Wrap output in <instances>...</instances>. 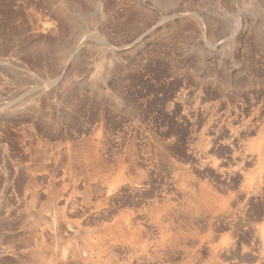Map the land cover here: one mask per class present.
<instances>
[{
	"label": "rangeland",
	"instance_id": "1",
	"mask_svg": "<svg viewBox=\"0 0 264 264\" xmlns=\"http://www.w3.org/2000/svg\"><path fill=\"white\" fill-rule=\"evenodd\" d=\"M263 155L264 0H0V264H11L9 226L37 192L45 210L72 202L70 225L85 227L54 245L44 235L43 264L77 246L86 264H141L143 243L160 236L155 206L193 234L192 264H235L227 248L210 259L201 241L212 218L216 234L250 243ZM96 235L104 245L90 253Z\"/></svg>",
	"mask_w": 264,
	"mask_h": 264
},
{
	"label": "bare ground",
	"instance_id": "2",
	"mask_svg": "<svg viewBox=\"0 0 264 264\" xmlns=\"http://www.w3.org/2000/svg\"><path fill=\"white\" fill-rule=\"evenodd\" d=\"M249 125V124H248ZM252 126V125H251ZM264 156V155H263ZM263 159H264V157H263ZM90 162V161H89ZM263 163V162H262ZM134 169V168H133ZM243 169V168H242ZM76 170H78V169H76ZM82 170V169H81ZM129 170V169H128ZM127 170V171H128ZM34 171V170H33ZM97 171V170H96ZM99 171V170H98ZM106 171V170H105ZM111 171V170H110ZM86 172V171H85ZM88 172V171H87ZM113 172V171H112ZM125 172V171H124ZM32 173V172H31ZM76 173V172H75ZM80 173V172H79ZM84 173V172H83ZM92 173V172H91ZM99 173H100V171H99ZM114 173V172H113ZM136 173V172H135ZM33 174H34V172H33ZM81 174H82V172H81ZM86 174H88V173H86ZM124 174H126V176H127V173L125 172ZM130 174H132V173H130ZM204 174H206V173H204ZM32 175V174H31ZM73 175V174H72ZM83 175V174H82ZM92 175V174H91ZM107 175V174H106ZM108 175H109V173H108ZM111 175V174H110ZM114 175V174H113ZM242 175V174H241ZM33 176V175H32ZM74 176V175H73ZM65 177V176H64ZM131 177V176H130ZM33 178V177H32ZM35 178V177H34ZM33 178V179H34ZM68 178V177H67ZM88 178V177H87ZM102 178V177H101ZM128 178H129V174H128ZM131 178H134L133 176L131 177ZM135 178H137V177H135ZM210 178V177H209ZM81 179V178H80ZM79 179V180H80ZM99 179V178H98ZM103 179H105V177L103 178ZM130 179V178H129ZM128 179V180H129ZM67 180V179H66ZM77 180H78V176H77ZM76 180V181H77ZM92 180H94V178L92 179ZM91 180V181H92ZM100 180V179H99ZM107 180V179H106ZM127 179L125 178V181H126ZM127 180V181H128ZM136 180V179H135ZM216 180V179H215ZM86 181V180H85ZM101 181V180H100ZM110 181V180H109ZM121 182H122V180H120ZM134 180L133 179H131V182L130 181H128V182H130L131 184H132V182H133ZM31 182V181H30ZM29 182V183H30ZM37 182V181H36ZM88 182V181H87ZM102 182V181H101ZM100 182V183H101ZM104 182V181H103ZM102 182V183H103ZM135 182V181H134ZM134 182H133V186H137V185H134ZM34 183V182H33ZM41 183V182H40ZM105 183V182H104ZM117 183H118V181H117ZM136 183V182H135ZM137 183H139V182H137ZM30 184H32V182L30 183ZM86 184V183H85ZM107 184H109V183H107ZM142 184V183H141ZM209 184V183H208ZM248 184H250V183H248ZM33 185V184H32ZM42 185V184H41ZM41 185H39V186H41ZM83 185V184H82ZM97 185V184H96ZM105 185V184H104ZM104 185H102V186H104ZM110 185L111 186H113V183L111 184V182H110ZM251 185H252V192H254V194L255 195H257V196H259V197H261V196H263L264 195V168H258V171L256 172V175L254 176V178H253V180L251 181ZM30 186V185H29ZM65 186H66V184H65ZM68 186V185H67ZM98 186V185H97ZM105 186H107V185H105ZM140 186V185H139ZM74 187H75V185H74ZM84 187H86V185L84 186ZM107 187H109V186H107ZM113 187H115V185L113 186ZM113 187H110V188H113ZM141 187V186H140ZM214 187V186H213ZM230 187V186H229ZM233 187V186H232ZM251 187V186H250ZM34 188V187H33ZM37 189L39 188V187H36ZM101 188V187H100ZM105 188V187H104ZM103 187H102V189H104ZM109 188V189H110ZM244 188H246L245 186H244ZM28 189H29V187H28ZM102 189H99V192H100V190H102ZM114 189L115 188H113V191H114ZM135 189V188H134ZM134 189H133V192H134ZM41 190V189H40ZM42 190H43V188H42ZM112 190V189H111ZM111 190H110V192H111ZM138 190V189H137ZM249 190V189H248ZM251 190V189H250ZM31 191V190H30ZM29 191V192H30ZM33 191V190H32ZM35 191L37 192L38 190H36L35 189ZM71 191V190H70ZM103 191V190H102ZM108 191V190H107ZM106 191V192H107ZM112 191V192H113ZM116 191V190H115ZM114 191V192H115ZM122 191V190H121ZM84 192V191H83ZM109 192V193H110ZM113 192V193H114ZM38 193V192H37ZM37 193H32L33 195H32V197H31V199L29 200V201H25L24 202V204L23 203H21V205L23 204V206H24V209H25V211H26V214H22V216H16V217H14L13 218V223H12V225L14 226V228H13V226L11 227V226H9L10 228H12V230H15L16 231V233H15V231L13 232V234H12V236H11V243H12V245L11 246H9V242H10V240H9V242L7 241V243H8V245L7 246H9L10 248H11V255H12V261H11V264H43V236L45 235H49V236H53V245H54V243L57 241L58 243H60V241H58V240H56L57 239V236H59V235H62V234H68V233H70V235H71V233H79L80 232V230L82 231L83 230V228H85V227H81V225L79 226L78 224V226L79 227H81L82 229H79V232L78 231H76L75 232V227L74 226H76V225H74V226H72V224L70 225V221H69V219H68V217H70V216H68V215H71V214H66V210H68L71 206H72V211H76L75 210V206L73 207V205L74 204H72V202H69V200H60L61 202L60 203H52V204H49L48 206L46 205L45 207H46V210H45V208H44V205H43V200H41V199H39L40 198V196L38 197V194L39 193H41V192H39L38 194ZM74 193V192H73ZM78 194H79V191L77 192ZM81 193H82V191H81ZM104 193V192H103ZM102 193V194H103ZM113 193H111V194H113ZM129 193V192H128ZM127 193V194H128ZM135 193V192H134ZM133 193V194H134ZM194 193V192H193ZM208 193V192H207ZM70 194V193H69ZM78 194H76V195H78ZM87 194V193H86ZM248 194H250L249 192H248ZM247 194V195H248ZM26 195H28V194H26ZM31 195V194H30ZM40 195V194H39ZM67 195V194H66ZM110 195V194H109ZM113 195H115V194H113ZM119 195V194H118ZM21 196V195H20ZM42 196H43V194H42ZM51 196V195H50ZM69 196V195H68ZM84 196V195H83ZM83 196H81V197H83ZM101 196H103V195H101ZM196 196H198V195H196ZM240 196V195H239ZM244 196V195H243ZM30 197V196H29ZM90 197V196H89ZM110 197V196H109ZM108 197V198H109ZM121 197V196H120ZM211 197H213V196H211L210 195V197H207L206 195H205V198H203V193H202V200H203V204H206V205H211V206H213L214 204H215V202H214V200H212V198ZM47 198H48V195H47ZM50 198V197H49ZM53 198V197H52ZM55 198V197H54ZM68 198V197H67ZM79 198V197H78ZM84 198V197H83ZM82 198V199H83ZM87 198V197H86ZM91 198V197H90ZM90 198H88V200H90ZM134 198V197H133ZM165 198V197H164ZM201 198V197H200ZM240 198V197H239ZM21 199V198H20ZM51 199V198H50ZM60 199V198H59ZM75 199V198H74ZM103 199V198H102ZM110 199V198H109ZM24 200V199H23ZM22 200V201H23ZM54 200V199H53ZM73 199L71 198V201H72ZM76 200V199H75ZM77 200H79L80 201V199H77ZM86 200V199H85ZM87 200V201H88ZM112 200V199H111ZM118 200V199H117ZM241 200V199H240ZM20 201V200H19ZM137 200H135V202H136ZM188 201V200H187ZM242 201H243V199H242ZM52 202V201H51ZM50 202V203H51ZM91 203H93L92 201H90ZM89 202V203H90ZM96 202V201H95ZM117 202V201H116ZM134 202V201H133ZM134 202V203H135ZM138 202V201H137ZM168 202V201H167ZM15 203V202H14ZM47 203H48V201H47ZM75 203V202H74ZM78 203H80V202H78ZM88 203V202H87ZM140 203V202H139ZM154 203V202H153ZM72 204V205H71ZM100 204V203H99ZM112 204H115V203H112ZM117 204V203H116ZM122 204V203H121ZM120 204V205H121ZM129 204V203H128ZM149 204V203H148ZM155 204H156V202H155ZM154 204V205H155ZM11 205V204H10ZM16 205V204H15ZM76 205H77V202H76ZM119 205V206H120ZM124 205V204H123ZM125 205H127V204H125ZM140 205H141V203H140ZM150 206H151V204H149ZM79 206V205H78ZM110 206H111V203H110ZM113 206V205H112ZM129 206H131V208H132V205L131 204H129ZM136 206V209L138 208V206H139V204H138V206H137V204L135 205ZM147 206V205H146ZM146 206H144V212H145V210H146ZM203 206V205H202ZM205 206V205H204ZM13 207H14V205H13ZM114 207V206H113ZM123 207V206H122ZM127 207V206H126ZM152 207V206H151ZM156 207V206H155ZM154 207V208H155ZM10 208V207H9ZM43 208H44V210H43ZM74 208V209H73ZM78 208V207H77ZM80 208V207H79ZM121 208V207H120ZM128 208H130V207H128ZM139 208H141V206H139ZM147 208H148V206H147ZM154 208L152 209V210H150V212L148 211L149 210V208L147 209V211L149 212V219L151 220V222H152V224L153 223H155L156 225H157V227L159 228V234H160V236L158 237V239H157V237L155 238L154 237V239H153V237H152V239L153 240H151V241H149V243H147L146 241V243H143V247H142V249H141V251H140V254L138 255L139 257L136 259V261H135V259H134V262H140L141 264H192V262H191V258H192V255H191V252L189 251V248H188V244H189V240H190V238L192 237V235H190L191 234V232H190V234L187 232V230H186V228H184L185 230H182V227L181 226H178L177 225V223H175L176 224V227L178 228H176L177 230H178V232H174V225L175 224H173V219L174 218H172V211L170 210V207L169 208H167V206L165 207V208H162L161 210H154ZM87 208L85 207V210H86ZM89 209V208H88ZM114 209V208H113ZM117 209V208H116ZM126 209V208H125ZM151 209V208H150ZM225 209V208H224ZM6 210H8V208L6 209ZM18 210V209H17ZM20 210V209H19ZM79 210V209H78ZM80 210H82V212H83V210L84 209H80ZM96 210H99L98 212L100 213L101 211H100V209H96ZM102 210V209H101ZM122 210V209H121ZM124 210V209H123ZM239 210V209H238ZM43 211H45L44 212V214H43ZM90 211V210H89ZM92 211V210H91ZM95 211V210H94ZM107 211V210H106ZM141 211V210H140ZM181 211V210H180ZM185 211H186V209H185ZM199 211V210H198ZM12 212V211H11ZM78 212V211H77ZM118 212H119V210H118ZM143 212V211H142ZM147 212V213H148ZM174 212V211H173ZM204 212V211H203ZM229 212V211H228ZM71 213H73V212H71ZM79 213V212H78ZM80 213H81V211H80ZM84 213V212H83ZM83 213H81V215L83 214ZM146 213V212H145ZM74 214V213H73ZM72 214V215H73ZM75 214H77V213H75ZM87 214V213H86ZM94 214H95V212H94ZM98 214V213H97ZM104 214H106V213H104ZM108 214V213H107ZM119 214V213H118ZM142 214V213H141ZM210 214V213H209ZM233 214V213H232ZM13 215V214H12ZM23 215H25V216H23ZM71 215V216H72ZM85 215V214H84ZM88 215V214H87ZM93 215V214H92ZM188 215V214H187ZM205 215H207L208 216V214L206 213ZM11 216V215H10ZM9 216V217H10ZM68 216V217H67ZM74 216V215H73ZM72 216V218L74 219V217ZM77 216H78V214H77ZM86 216V215H85ZM90 216V215H89ZM89 216H87V217H89ZM79 217V216H78ZM86 217V218H87ZM100 217H101V215H100ZM140 217H141V215H140ZM145 217V216H144ZM144 217H142V218H144ZM174 217V216H173ZM175 217H178V216H175ZM196 217V216H195ZM237 217V216H236ZM255 217V216H254ZM72 218H71V220H72ZM75 218H76V216H75ZM82 218H83V216H82ZM91 218V217H90ZM93 218V217H92ZM95 218V217H94ZM97 218V217H96ZM95 218V219H96ZM104 218V217H103ZM184 218V217H183ZM182 218V219H183ZM8 219V218H7ZM78 218H76V220H77ZM88 219V218H87ZM94 219V220H95ZM117 219V218H116ZM145 219H146V217H145ZM176 219V218H175ZM181 219V220H182ZM184 219H186V218H184ZM246 219H247V217H246ZM75 220V221H76ZM89 220V219H88ZM144 220V219H143ZM177 220V219H176ZM178 220H180V216H179V219ZM187 220V219H186ZM186 220H182L181 222H187ZM224 220V219H223ZM78 221H79V219H78ZM78 221H76V222H78ZM82 221H84V222H86L85 221V219L84 220H82ZM81 221V222H82ZM149 221V220H148ZM193 221V220H192ZM220 222V220H217L216 222ZM249 221V220H248ZM11 222V221H10ZM74 221H72V223H73ZM88 222V221H87ZM84 223V224H88V223ZM91 222V221H90ZM98 222V221H97ZM102 222V221H101ZM117 222V221H116ZM122 222H123V226H124V228L126 229V231H127V233L129 234H132V233H134V231H135V228L136 227H134V222H133V218H132V214L131 213H127L124 217H123V219H122ZM150 222V221H149ZM180 222V221H179ZM215 222V221H214ZM215 222V223H216ZM238 222V221H237ZM247 222V221H246ZM80 223V222H79ZM196 223V222H195ZM205 223V222H204ZM1 224V223H0ZM73 224H75V223H73ZM113 224H114V222H113ZM118 224H120V223H118ZM181 224V223H180ZM179 224V225H180ZM184 224H186V225H188V222L187 223H182V226H184ZM226 224V223H225ZM229 224V223H228ZM246 224H248V223H246ZM43 225L44 226H46L45 228H43ZM96 225V224H95ZM4 226V225H3ZM8 226V225H7ZM96 226H99V225H96ZM120 226H121V224H120ZM122 226V227H123ZM190 226V225H189ZM188 226V227H189ZM251 232H250V236L252 235V237L253 238H250V240H248V242L250 241V243L248 244V245H246L247 243H246V241H245V243H244V239H243V236L241 237L240 235H234L233 237H232V239H229V237L228 238H223L222 237V235H220V232H219V234H216V231L217 230H215V229H217V228H215L216 226L215 225H213V221H212V218H208L207 219V224H206V229H205V233H204V240L203 241H201V246H202V248L204 249V251H205V254H207L208 256H209V258L211 259V258H214L217 262H218V260H219V258H220V256H221V249H224V248H227L228 249V251H229V249H230V251L231 252H233V253H235V255L237 256V257H235L236 258V262H235V264H264V214L263 213H261V214H257V216L252 220V222H251ZM1 227H2V225H1ZM8 227V228H9ZM179 227H181V229L179 228ZM249 227V226H248ZM94 228H96V227H94ZM123 228V229H124ZM144 228V230L146 229L145 227H143ZM191 228V227H190ZM205 228V227H204ZM3 229V228H2ZM51 229V230H50ZM92 229V228H91ZM91 229H89L90 231H91ZM111 229V228H110ZM188 229V228H187ZM236 229V228H235ZM8 230V229H7ZM76 230H77V228H76ZM122 230V229H121ZM136 230H138V229H136ZM141 230H143L142 229V227H140V231ZM143 230V231H144ZM9 231V230H8ZM86 231V230H85ZM92 231H94L93 229H92ZM95 231H97V229H95ZM140 231H139V233H140ZM244 231H246V230H244ZM83 232V231H82ZM87 232V234L89 235V232L88 231H86ZM86 232H85V234H86ZM98 232V234H99V231H97ZM138 232V231H137ZM144 232H146V231H144ZM192 232H193V229H192ZM196 232V231H195ZM236 232V231H235ZM238 232V231H237ZM93 233V232H92ZM147 233V232H146ZM194 233V232H193ZM199 233V232H198ZM218 233V232H217ZM223 233V232H222ZM229 233V232H228ZM75 234V235H76ZM83 234H84V232H83ZM87 234H86V236H87ZM97 234V233H96ZM109 234V233H108ZM124 234V233H123ZM135 234H136V231H135ZM138 234V233H137ZM77 235H79V234H77ZM76 235V236H77ZM134 235V234H133ZM132 235V236H133ZM141 236H142V233L140 234ZM148 235V234H147ZM200 235H202V234H200ZM44 236V237H45ZM49 236H46V237H48L49 238ZM63 236V235H62ZM62 236H60V239H62L61 237ZM73 236V235H72ZM85 236V235H84ZM90 236H91V232H90ZM89 236V237H90ZM112 236H113V234H112ZM131 236V235H130ZM129 236V237H130ZM145 236V235H144ZM155 236V235H154ZM197 236V235H196ZM245 236H247V234L245 235ZM249 236V237H250ZM45 237V238H46ZM50 237V238H51ZM71 237V236H70ZM82 237V236H81ZM89 237H87L86 239H88ZM96 237L97 238H95L96 239V241H95V243L94 244H92L93 242H91L93 239H90L91 241V243L89 242V239H88V242L87 243H90L91 245H89V247H90V253H91V249H94L95 251H97L101 246H103L104 244V241H103V239L102 238H98V236L96 235ZM125 237V236H124ZM146 237V236H145ZM248 237V238H249ZM44 238V239H45ZM64 238V237H63ZM74 238V237H73ZM84 238V237H83ZM91 238H93V236H91ZM108 238V237H107ZM113 238V237H112ZM138 238H140V237H138ZM148 238H149V236H148ZM245 238V237H244ZM52 239V238H51ZM50 239V240H51ZM109 239V238H108ZM111 239V238H110ZM116 239V238H115ZM141 239H143L142 237H141ZM151 239V238H150ZM197 239V238H196ZM49 240V239H48ZM47 240V241H48ZM113 240V239H112ZM117 240V239H116ZM192 240V239H191ZM190 240V241H191ZM62 241V240H61ZM85 241H87V240H85ZM109 241V240H108ZM111 241V240H110ZM197 241V240H196ZM200 240H198V242H199ZM136 242V241H135ZM46 243H48V242H46ZM49 243H50V241H49ZM48 243V244H49ZM107 243H109V242H107ZM84 244L86 245V243L84 242ZM138 244V243H137ZM6 245H4V247L6 246ZM49 245H51V244H49ZM52 245V246H53ZM55 245H57V246H59L58 244H55ZM81 245V244H80ZM109 246H111L110 244H108ZM227 245H229V247H227ZM57 246H56V249H58L57 248ZM74 246V245H73ZM72 246V247H73ZM117 246V245H116ZM138 246V245H137ZM200 246V247H201ZM54 247V246H53ZM68 247V246H67ZM78 247V246H77ZM77 247H76V249L75 250H77ZM134 247V246H133ZM3 248V247H2ZM51 248V247H50ZM60 248V247H59ZM64 248H66V246L64 247ZM71 248V247H70ZM79 248V247H78ZM82 248V247H81ZM83 248H84V245H83ZM85 248H87V245H86V247ZM95 248H97V249H95ZM102 248V247H101ZM107 248V247H106ZM128 248H129V246H128ZM135 248V247H134ZM192 248V247H191ZM47 249V248H46ZM69 249V248H68ZM67 249V250H68ZM109 248H107V250H108ZM121 249V248H120ZM131 249V248H130ZM136 249V248H135ZM3 250V249H2ZM59 250V249H58ZM58 250H56V251H58ZM66 250V249H65ZM71 251H70V253L68 254L67 253V255L65 254L66 252L64 251V252H62L61 251V255L60 256H57V254L56 255H53L52 253H51V255L49 256V261L48 262H46V263H44V264H86L85 263V260L86 259H82L81 258V255L79 256L78 254H80V253H76V251L74 250H72V248L70 249ZM86 250V249H85ZM103 250V249H102ZM102 250H101V252H102ZM106 250V249H105ZM104 250V252H106ZM127 250V249H126ZM132 250V249H131ZM134 250V249H133ZM198 250H199V248H198ZM5 251V250H4ZM47 251V253H48V250H46ZM56 251H54V252H56ZM110 251V250H109ZM111 251H115V250H111ZM120 251V250H119ZM123 251V250H122ZM129 251V250H128ZM137 251H139V250H137ZM52 252V251H51ZM98 252H100V251H98ZM100 252V253H101ZM104 252L102 253L103 255H105L104 254ZM126 252V251H125ZM134 252V251H133ZM225 252V251H224ZM2 253V252H1ZM4 253V252H3ZM58 253V252H57ZM87 253H88V251H87ZM95 253H97V252H95ZM114 253V252H113ZM120 253V252H119ZM136 253V252H135ZM197 253V252H196ZM49 254V253H48ZM58 254H60V253H58ZM89 254V253H88ZM93 254H94V251H93ZM93 254H92V256H93ZM132 254V253H131ZM226 254V253H225ZM229 254V253H228ZM231 254V253H230ZM85 255H87V254H85ZM90 255V254H89ZM88 255V256H89ZM97 255H99V254H97ZM97 255H95L96 257H98ZM122 255V254H121ZM125 255V254H124ZM128 255H129V253H128ZM136 255V256H137ZM195 255V254H194ZM198 255V254H197ZM232 255V254H231ZM235 255H232V256H235ZM46 256V255H45ZM91 256V257H92ZM100 256V255H99ZM107 256H108V254H107ZM116 256V255H115ZM114 256V257H115ZM196 256V255H195ZM85 257H87V256H85ZM200 257V256H199ZM228 258H229V256H227ZM226 256H225V258H227ZM103 258H105V257H103ZM195 258V257H194ZM234 258V259H235ZM93 259H94V257H93ZM130 259V258H129ZM193 259V258H192ZM197 259H198V257H197ZM222 259H224V257L222 258ZM95 260H96V258H95ZM121 260V259H120ZM200 260V259H199ZM232 259H230V261H231ZM100 261V260H99ZM125 261V260H124ZM206 261V260H205ZM208 261V260H207ZM130 262V261H129ZM196 262V261H195ZM202 262V261H201ZM223 262V261H222ZM89 264V263H88ZM128 264H130V263H128ZM194 264V263H193ZM226 264V263H225ZM227 264H228V260H227ZM231 264V263H230Z\"/></svg>",
	"mask_w": 264,
	"mask_h": 264
}]
</instances>
